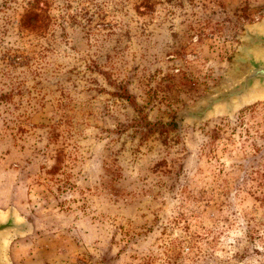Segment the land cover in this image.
Here are the masks:
<instances>
[{
	"label": "rangeland",
	"instance_id": "obj_1",
	"mask_svg": "<svg viewBox=\"0 0 264 264\" xmlns=\"http://www.w3.org/2000/svg\"><path fill=\"white\" fill-rule=\"evenodd\" d=\"M263 29L264 0H0V264H264V95L209 105Z\"/></svg>",
	"mask_w": 264,
	"mask_h": 264
},
{
	"label": "water",
	"instance_id": "obj_2",
	"mask_svg": "<svg viewBox=\"0 0 264 264\" xmlns=\"http://www.w3.org/2000/svg\"><path fill=\"white\" fill-rule=\"evenodd\" d=\"M249 48L233 78L209 100V105L229 106L254 95H264V29L247 35ZM6 224H0V232Z\"/></svg>",
	"mask_w": 264,
	"mask_h": 264
},
{
	"label": "trees",
	"instance_id": "obj_3",
	"mask_svg": "<svg viewBox=\"0 0 264 264\" xmlns=\"http://www.w3.org/2000/svg\"><path fill=\"white\" fill-rule=\"evenodd\" d=\"M38 15L35 13H29L25 16V20L28 21V23L30 24V26L32 27L34 24V19H37Z\"/></svg>",
	"mask_w": 264,
	"mask_h": 264
},
{
	"label": "bare ground",
	"instance_id": "obj_4",
	"mask_svg": "<svg viewBox=\"0 0 264 264\" xmlns=\"http://www.w3.org/2000/svg\"><path fill=\"white\" fill-rule=\"evenodd\" d=\"M257 96V95H256ZM2 233H4V229L0 232V235L2 234ZM2 236V235H1Z\"/></svg>",
	"mask_w": 264,
	"mask_h": 264
}]
</instances>
